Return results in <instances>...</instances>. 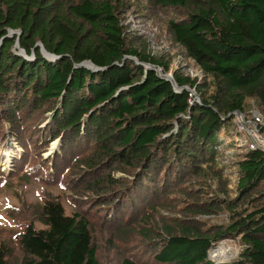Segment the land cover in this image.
I'll return each mask as SVG.
<instances>
[{
    "label": "trees",
    "instance_id": "obj_1",
    "mask_svg": "<svg viewBox=\"0 0 264 264\" xmlns=\"http://www.w3.org/2000/svg\"><path fill=\"white\" fill-rule=\"evenodd\" d=\"M145 5L0 0V124L17 133L51 114L39 131L47 128V138L82 155L92 206L117 210L146 186L155 204L136 214L138 234L153 254L146 264H214L208 251L223 240L242 246L229 264H264V154L236 150L226 159L218 150L220 131L248 99L264 118V0ZM139 9L172 16L165 23L170 42L209 81L176 70V84L189 89L176 92L157 71L145 72L140 63L168 74L172 58L150 54L133 35L126 22ZM17 41L27 58L16 54ZM86 61L99 70L75 67ZM162 191L171 196L160 199ZM218 215H226L221 224L202 219ZM39 216L42 228L30 223L16 236L19 264H101L84 216L67 215L51 198ZM9 255L0 243V264ZM114 264L145 263L125 256Z\"/></svg>",
    "mask_w": 264,
    "mask_h": 264
},
{
    "label": "rangeland",
    "instance_id": "obj_2",
    "mask_svg": "<svg viewBox=\"0 0 264 264\" xmlns=\"http://www.w3.org/2000/svg\"><path fill=\"white\" fill-rule=\"evenodd\" d=\"M129 2L131 6L141 3L146 6V0ZM171 17L170 14L161 11L139 9L134 16L128 17L126 23L129 24L133 35L143 44H147L150 54L166 53L172 58L168 74L178 70L202 81L205 78L204 74L169 40L165 23ZM205 79L209 81V78ZM50 115L37 119L33 126L32 122L28 121L29 125L23 130L21 127L17 128L21 130L17 133L8 123L0 124V243L5 244L10 250L7 264H19L23 257L16 236L24 227L31 223L38 229L42 228L39 208L49 198L60 202L67 215L79 213L85 217L94 243L98 247L97 257L101 264H114L125 256L145 264L151 263L152 250L138 234L136 220L140 216L136 214L143 213L145 209L142 208L154 205L155 196L147 193L145 186L139 192H134L129 198L131 201L129 204L117 210H104L111 208L110 206H92L90 198L92 199L94 194L89 198L85 188V183L91 180L87 176L85 179L88 180L82 179L80 161L82 155L78 150L64 151L61 148V141L47 138L44 135L47 128L44 127V132L39 131L47 124L42 121L47 118L48 121ZM36 123H39L37 128ZM233 133L234 129H229L228 140ZM232 153L231 148L225 149L228 157ZM116 176L119 177L121 174L117 173ZM229 178L232 186V181L235 183V176L230 174ZM230 188L233 189L234 186ZM170 196L162 191L160 199L166 200ZM146 212L151 210L147 208ZM157 218L158 215L155 213L154 221ZM225 218L226 215L202 217L204 220L210 219L212 224H221ZM241 247L238 240H223L208 251V259L214 264H229L237 257Z\"/></svg>",
    "mask_w": 264,
    "mask_h": 264
},
{
    "label": "built area",
    "instance_id": "obj_3",
    "mask_svg": "<svg viewBox=\"0 0 264 264\" xmlns=\"http://www.w3.org/2000/svg\"><path fill=\"white\" fill-rule=\"evenodd\" d=\"M199 71L203 73L200 69ZM203 75V74H202ZM200 81L197 77H190ZM193 100L198 101L194 90H191ZM251 101V103H249ZM246 107L243 111H236L231 119V125L224 127L220 131L218 150L225 154V149L231 148L232 152L238 150L241 152L259 151L264 154V118L257 109L256 102L250 99L246 101ZM233 128L234 133L228 140L229 129ZM229 154H225L226 159ZM235 186L232 181V186Z\"/></svg>",
    "mask_w": 264,
    "mask_h": 264
},
{
    "label": "water",
    "instance_id": "obj_4",
    "mask_svg": "<svg viewBox=\"0 0 264 264\" xmlns=\"http://www.w3.org/2000/svg\"><path fill=\"white\" fill-rule=\"evenodd\" d=\"M15 33L18 34V35H20V31H12V30H9V36H11L12 34H15ZM38 45L41 47V53H42V56H43L45 59H47V60H49V61H53V60L55 59V56L52 55V54L47 53V52L45 51V49L42 47V45H41L40 43H38ZM14 49L17 51L16 54L21 55V56L27 58L26 55H25V53H24V51L20 48L18 41L16 42V45L14 46ZM134 60H135L136 63H138V64L140 63L137 59L134 58ZM140 64H142V65L144 66V68H145V72H147V71H149V70L157 71L158 74H159V76H160L162 79H164V80H166V81H168V82L171 83L173 89H174L176 92L182 91L183 89L189 90V89H187V88H181V87H179V86L176 84V82L174 81V78H173L172 74H163V73H162V70H161L159 67L154 66V65H151V64H147V63H140ZM75 67H76V68H81V67H82V68H87L88 70L93 71V72L99 70L98 67L94 66V65H93L91 62H89V61H86V62H84V63H81V64H79V65H76ZM197 98H198V97H197ZM198 100H199V99H198ZM195 101H196V100H195ZM58 141L60 142L59 139L57 140V142H58Z\"/></svg>",
    "mask_w": 264,
    "mask_h": 264
},
{
    "label": "bare ground",
    "instance_id": "obj_5",
    "mask_svg": "<svg viewBox=\"0 0 264 264\" xmlns=\"http://www.w3.org/2000/svg\"><path fill=\"white\" fill-rule=\"evenodd\" d=\"M241 152V151H240ZM5 159V158H4ZM216 250H213V252H215Z\"/></svg>",
    "mask_w": 264,
    "mask_h": 264
}]
</instances>
